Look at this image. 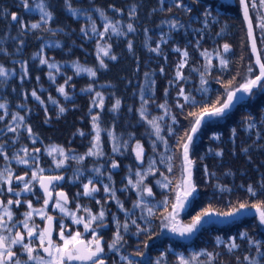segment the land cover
<instances>
[{
    "label": "trees",
    "instance_id": "obj_1",
    "mask_svg": "<svg viewBox=\"0 0 264 264\" xmlns=\"http://www.w3.org/2000/svg\"><path fill=\"white\" fill-rule=\"evenodd\" d=\"M43 2L52 13L46 21L35 7L41 0H28L27 9L24 0H0V66L7 72L0 76V103L5 105L0 108V142L14 141L2 144L3 148L40 147L46 158L52 155L56 162L64 157L59 151L49 154L51 149H63L67 159L56 168L83 179L86 164L88 179L101 192L91 195L92 214L103 209V220L114 218L112 236L119 222L125 242L121 250L134 264H156L158 258L160 264H180L181 256L190 264H250L246 256L264 264V255H260L264 253V228L251 207L248 209L255 214L233 223H212L190 240L170 236L154 240L180 177L181 146L195 118L189 113L211 106L218 98L222 101L228 82L232 81L229 88H237L252 68L238 5L227 0ZM177 3L183 6L177 7ZM206 9L211 12L207 18ZM12 14L18 19L13 20ZM171 21H178L181 27H171ZM33 23L40 26L33 29ZM106 23L116 26L118 32L111 27L105 31ZM129 23L133 31L128 30ZM225 44L229 45L227 52ZM221 58L228 61L226 66L220 64ZM41 59L47 63L41 64ZM77 66L92 69L96 75L77 72ZM61 86L64 93L58 91ZM181 90L184 95H179ZM97 92L103 97L102 106ZM185 96L194 97L195 102L186 101ZM117 100L120 104L114 107ZM61 107L65 109L62 113ZM93 117H97L95 122ZM154 118L159 136L149 123ZM12 132L24 133L17 136ZM202 133L193 150L199 195L184 220L190 221L208 207L219 212L240 203L251 206L264 201V89L256 90L248 102L239 104L224 120L209 124ZM136 142L145 149L142 163L134 158ZM114 146L119 150L113 151ZM89 149L102 155H85ZM113 159L120 162L116 173L109 166ZM138 171L143 175L139 185ZM105 185L114 190V198L111 191H104ZM141 200L144 204L136 207ZM147 207L153 209L151 216ZM132 220L146 230L138 233ZM125 222L127 231L122 227ZM231 238L237 247L229 250ZM249 239L261 242L259 253ZM137 252L144 255L137 256ZM207 253L213 254L211 259ZM194 254L199 255L192 259Z\"/></svg>",
    "mask_w": 264,
    "mask_h": 264
},
{
    "label": "snow or ice",
    "instance_id": "obj_2",
    "mask_svg": "<svg viewBox=\"0 0 264 264\" xmlns=\"http://www.w3.org/2000/svg\"><path fill=\"white\" fill-rule=\"evenodd\" d=\"M240 5L243 9V15L245 21H247L248 24V36L251 38L252 41V51L254 53L257 52L256 49V43H255V37L253 35V24L252 20L249 15V3L248 0H240ZM23 6L27 9L30 7L28 4V0H24ZM177 7L183 6L180 3H177ZM36 8L39 9L41 13V20H49L52 18V13L46 9V5L44 4L43 0H41V3L35 5ZM251 7L253 9L257 8V4L255 0H253V3L251 4ZM259 7L264 8V0H259ZM170 10V9H169ZM134 9L132 13L134 14ZM186 11H191V8H187ZM100 15L107 20V16L103 13V11L100 12ZM211 15V12L208 11L207 9L205 10L204 16L207 18V16ZM12 19L17 20L18 17L15 14H12ZM171 27L177 28L181 27L178 21H171L170 22ZM40 25L39 23H33L31 24V27L33 29L38 28ZM262 32L261 39L264 40V15H260L259 17V23L257 25ZM111 27L112 31L118 32V29L116 26L111 25L106 23L104 25L105 31ZM127 28L129 31H133V25L129 23L127 25ZM83 31V29H82ZM93 32L96 31V29L93 27L92 29ZM102 36L103 33H100ZM129 48L131 49V42H129ZM224 51L227 52L229 50V45L225 44L223 46ZM153 51H158L157 49H152ZM178 50V49H177ZM104 54L108 55L107 49H103ZM204 55H207V53H203ZM184 57L188 56V53L185 51L183 53ZM219 55V53H218ZM111 59H116L115 56H112ZM41 64H46L47 60L46 59H41L40 60ZM101 66H104L103 60L100 61ZM228 63L227 60L221 58L220 59V64L222 66H226ZM255 63L259 66V73L255 75L254 77L249 76L247 77L243 83L239 85V87L235 89L229 88V85H231L232 81H229L228 84L225 86L227 91H226V96L225 98L221 101L219 98L217 99L216 103L212 104L211 106H205L200 108L198 112H190L189 115L195 117L194 124L190 129V133L186 134V142L183 143V160H184V171L186 172V175L182 178L180 184L177 186V189H175V203L171 205L172 211L164 218V223L163 227L165 228H170V231L173 233H178L180 236H185L186 234H192L195 231H198L200 227H202L205 223H208L212 220L213 217H223V218H233L241 214L242 210L248 209L249 207L255 209V213L258 216L259 222L264 225V201L258 202L256 204H252L249 206L246 203H240L238 207H232L228 211H215L211 207H208L201 212L197 213L195 216L191 218V222L188 224H182L177 220V216L179 214L180 210H183L185 208L186 202L188 201V198L192 196V194L195 191V185L192 181V172H191V165L192 161L188 157V151H189V145L190 142L193 139L194 133L197 132L199 129L202 121L206 117H220L226 113V110H230L234 104L239 101L243 100V95H239L238 93H243L247 94L249 96L254 94V89L260 88L264 89V62H261V59L259 55H257ZM49 67H52V65H49ZM179 67H183V64H181ZM79 71H88L90 75L95 76L96 73L92 69H81L79 66H77V72ZM250 73L252 72V68L249 67L248 70ZM0 76H7V72L5 69L0 66ZM177 76H180L179 70L177 71ZM204 74H201V84L204 85L206 84V81L203 79ZM70 79V78H69ZM67 83V81H65ZM91 86H89V89ZM203 91H206V88L201 89ZM59 92L64 93L65 89L63 86L59 87L58 89ZM33 96H36L35 91L32 93ZM66 95V94H65ZM179 95H184L183 90L179 93ZM96 97L99 98L100 101V106L103 104V97L101 93L97 92ZM185 100H193L195 102V98L191 96H185ZM120 104V101H116V105L114 107H118ZM160 107H165V105H160ZM0 108H5V105L3 103H0ZM59 111L62 113L65 111L63 107L59 109ZM17 116L13 115L12 119L17 120ZM2 119V117H0ZM20 120H23V117H19ZM173 119H175L173 117ZM251 118L249 117V120ZM97 120V117H93V121L95 122ZM150 124L155 128L156 134L159 136L160 133V127L156 123V119L154 118L153 120L149 121ZM94 127L97 128V141L99 139L98 135V125L94 123ZM248 127L251 128L253 127L252 123L248 124ZM10 131H15L16 129L10 128ZM235 131V130H233ZM28 132L31 133V128H28ZM94 148H98V144L93 145ZM3 146L0 145V150H2ZM137 148L140 149L141 146L139 143L137 144ZM118 147L114 146L113 151H118ZM22 151L25 152V157L29 156L28 150L27 149H22ZM59 151V154L61 157H64L63 159H60L57 161L56 166L60 167L65 163V160L67 157L65 156L64 150L63 149H58V148H52L51 152H56ZM34 152H39V149H34ZM101 154L100 152H94L92 149H89V152L86 153L85 155H97ZM21 157L19 155L14 156L13 158L17 160L19 164H29V158ZM33 161H35L36 157L32 155L30 157ZM142 158V151L138 150L137 151V159ZM73 159H76V157H73ZM80 160L83 159V157H79ZM170 159V158H169ZM118 165L116 164L115 161H113L112 167L115 168ZM151 165L149 168V171H151ZM171 170V168H169ZM96 171H99L98 169ZM43 169H37L33 170L31 173V179L25 180L24 176H13L12 170L11 169H5L3 171H0V182H6L7 184L11 185L12 180L15 179L17 181H22L23 183V188L20 189V191H31L32 188L30 185H32L33 181H38L40 188L44 190L45 194V199H44V206H47L49 204V200L52 199V192L49 190V186L52 185L53 181H59L64 179L62 176H44L42 174ZM27 175V173L25 174ZM140 179L136 182L137 185L141 183L143 180V175L138 171L136 173ZM129 183H132L130 180ZM92 185V180H89L88 183L83 185V190H84V195L85 196H91L93 193L97 192L98 189L95 186L90 187ZM164 187H168V184H164ZM9 192H14L15 190L12 187L8 188ZM20 191L15 192L17 196L20 195ZM104 191L105 192H112L113 193V198H114V190L110 189L108 185L104 186ZM147 191L148 195H152V191L150 188L145 189ZM248 191L252 193L253 195L255 194L254 189L249 186ZM56 200L54 207L58 208L62 213H66L67 215L72 217L73 223L75 224H83L84 230L88 231L89 229L92 230V239L86 240L83 238V234L77 230L75 232H70L69 234L65 235V225L63 223L60 224V231H59V238L62 241V243H57L52 239V226L51 222L53 221V217L51 215H45L42 210H35L33 211L37 212L38 215H41L45 220H47L49 223L46 227L40 229L38 225H36L34 222L31 224L29 221L31 220L32 217V211L24 213V220L23 221H18L17 223L23 224V228L26 230V233H22L20 231H16L15 233L12 232V229L16 226L15 223L9 225L8 221L12 220L13 213L11 210L7 207V205H12V204H20V200L17 199L15 201L9 199L7 201V205H5L2 201H0V207L4 208L3 214H0V230H6L8 235L3 234L2 231H0V264H21L20 259L17 258V253L13 250V245H20L21 251L27 253V260L23 262V264H28V261H34L35 264H72V262L79 261V262H91V264H105V261L100 258V254L104 252V248L101 245V238L97 235L95 228H93V222H97L96 227H100L103 224V218L105 216V212L103 209L98 214H91L90 210L85 209L86 212L89 213L87 219L84 217H78L76 216L75 213L68 211L66 204H67V195L66 193L60 191L55 193ZM99 203V201H97ZM27 204L29 208H32L31 201H27ZM144 204V201L141 200L138 203H136V207H140L141 205ZM79 208L80 206L77 205ZM122 207V205H121ZM146 211L148 212L149 216L152 215L153 209L152 207H147ZM5 216L7 217V220H5ZM207 218V219H205ZM223 222V221H222ZM131 223L133 225H136V221L132 220ZM125 231L128 229V223L125 222L122 226ZM137 227V232L139 233L140 231H145L146 229H141L139 225H136ZM120 228L121 225L117 221V232L114 234V238L112 242L109 244V249H115L117 248V245L121 243L123 240V236L120 234ZM25 235L28 237V242H25ZM242 237L246 236V233H241L240 234ZM220 238L218 237L217 240ZM34 240H38L39 244L38 246L34 247ZM250 244H255L257 247V251L259 253V249L261 246L260 241H256L253 239H249ZM40 248L43 250V252L46 254L40 255L36 253V248ZM237 247L235 244V238H231L230 243H229V250L232 248ZM118 250V249H117ZM36 253V254H34ZM137 256H143V252H137L135 253ZM164 253H161V257H163ZM196 255L199 254H194L192 259H195ZM260 255H264V253H260ZM207 256L209 259L212 258L213 254L212 253H207ZM122 259L127 261V264H134V261L129 259L127 256H122ZM245 260H249L250 264H259L258 260L256 259H250L249 257H245ZM156 264H160V258L157 259ZM180 264H190L189 260L184 259L183 256L180 257Z\"/></svg>",
    "mask_w": 264,
    "mask_h": 264
},
{
    "label": "flooded vegetation",
    "instance_id": "obj_3",
    "mask_svg": "<svg viewBox=\"0 0 264 264\" xmlns=\"http://www.w3.org/2000/svg\"><path fill=\"white\" fill-rule=\"evenodd\" d=\"M257 4V8L253 9L250 5V12L258 13V16L262 15V9L259 7V4ZM24 132H12L13 135H22ZM14 141L10 142L8 140H1L0 145L2 144H10L12 145ZM17 143H20L21 141L17 140L15 141ZM22 149H27L29 156L25 157L22 156L24 151ZM34 149H39V152H34ZM19 155L21 157L29 158V164H19L16 159L13 157ZM34 155L36 157L35 161H33L30 157ZM45 152L40 147L36 146H10L9 148H2L0 150V171H3L5 169H11L13 176H24L25 180L31 179V173L33 170L37 169H43L42 174L44 176H62L64 179L59 181H53L52 185L49 186V190L52 192V199L49 200V204L47 206H44V199L45 194L44 190L40 188V185L38 181H33L32 185L30 187L32 188L31 191H20V189L23 188L22 181H17L15 179L12 180L11 185L7 184L6 182H0V201H2L5 205H7V201L9 199L15 201L17 199L20 200V204H12L7 205V207L11 210L13 213V217L11 221H8V224L11 225L13 223L16 224V226L12 229V232L15 233L16 231H20L22 233H26V230L23 228V224L17 223L18 221L24 220V213L32 211V217L29 223L31 224L34 222L36 225L39 226L40 229L46 227L48 225V221L45 220L41 215H38L37 212L33 211L35 210H42L45 215H51L54 219L51 222L52 226V239L56 241L57 243H62V241L59 238V231H60V224L63 223L65 227V235L69 234L70 232H75L79 230L83 234V238L86 240L92 239V230L89 229L88 231L84 230L83 224H75L73 223L72 217L67 215L66 213H62L58 208L54 207L56 196V192H64L67 195V204L66 207L68 211L73 212L78 217H84L87 219L89 213L85 211V209L90 210L91 214L94 209V204L92 203L91 196H85L83 185L88 183L90 179H88V176H90L89 171H87V165L84 164L83 171L85 173L84 179L83 176L77 175L74 176L70 171L68 170H60L56 168V161L53 158L52 155L49 156V158H46ZM113 161L116 162L118 165L117 167L113 168L112 164ZM110 170H112L114 173L118 172V169L120 167V162L118 160H111L110 164ZM27 173V175H25ZM73 178H75L73 180ZM95 186L98 191L97 194H101L100 189L97 184L92 182V185L90 187ZM12 187L15 191L9 192L8 188ZM20 191V195L17 196L15 192ZM27 201H31L32 208L30 209ZM77 205L80 207L78 208ZM99 206L98 204L96 205ZM4 208L0 207V214H3ZM5 220H7V217L5 216ZM114 223V218L112 220L106 219L103 220V224L100 227H96V224L93 222V228H95L97 235L101 238V245L104 248V252L100 254V258H102L105 261V264H115V263H124L125 261L122 259V256H125V254L122 252L121 247L123 244H125L124 240L121 241L120 244L117 245V248L115 249H109V244L112 242L114 236L110 235L109 232L112 228V225ZM3 232V234L8 235L6 230H0ZM25 242H28V237L25 235ZM127 242V241H126ZM39 241L34 240V247L38 246ZM13 250L17 253V258L20 259L21 264H23L24 261L27 260V253L21 251L20 245H13ZM118 249V250H117ZM36 253L40 255L46 256V254L43 252L42 249L36 248ZM34 253V254H36ZM112 254H115L112 257ZM111 257V258H110ZM116 257L117 261L114 262V258ZM28 264H35L34 261H28ZM72 264H91V262H79L75 261L72 262Z\"/></svg>",
    "mask_w": 264,
    "mask_h": 264
},
{
    "label": "rangeland",
    "instance_id": "obj_4",
    "mask_svg": "<svg viewBox=\"0 0 264 264\" xmlns=\"http://www.w3.org/2000/svg\"><path fill=\"white\" fill-rule=\"evenodd\" d=\"M227 1H230V2H232V3H235V4H237L238 5V9H239V12L241 13V17H242V20H243V23H244V19H243V15H242V12H241V5H240V2H239V0H227ZM249 1V3H250V5L253 3V0H248ZM255 2L256 3H258L259 4V0H255ZM249 5V6H250ZM262 9V15H264V8H261ZM252 13V12H251ZM259 17L260 16H258V13H252V20H253V23L255 24V33L257 34V43L259 44V46H260V51H261V55H262V57H263V61H264V40H262L261 39V36H262V32H261V29L257 26L258 25V23H259ZM244 33H245V38L247 39V45H248V34H247V29H246V25H245V23H244ZM248 48H249V52H250V55H251V51H250V45H248ZM251 57H252V62H251V66H252V72L250 73L248 70H247V72H246V74H245V78H244V80L247 78V77H249V76H252V77H254L255 75H257L258 73H259V71H258V68H257V66H255L254 65V58H253V55H251ZM244 80H243V82H244ZM243 82H241V83H243ZM239 87V86H238ZM258 90H260V88L258 89ZM256 92V91H255ZM254 92V93H255ZM254 95V94H253ZM253 95H251L250 97H249V100H250V98L253 96ZM225 96H226V94L224 95V97H223V99L225 98ZM249 100H244L242 103H245V102H248ZM228 115L229 114H227V115H224V116H220V117H206L203 121H202V123H201V125H200V127H199V129H198V131H197V135L195 136V138L190 142V145H189V151H188V157H189V159L192 161V163H193V166H194V169H193V171H191L192 172V181H193V183H194V185H195V189H196V192H195V194H193L192 196H190L189 198H188V201L186 202V205H185V208L183 209V210H180L179 211V214H178V216H177V220L180 222V223H182V224H188V223H190L191 222V219H190V221H185L184 220V216L189 212V209L191 208V206H192V204L196 201V198L198 197V195H199V188L196 186V183H195V180H196V169H197V166H196V160H195V158H194V156H193V150H194V148H195V144L197 143V141L200 139V137H201V135L203 134L202 132L204 131V129L205 128H207V126L209 125V124H213V123H218L219 121H222V120H224L225 118H227L228 117ZM194 120H195V118L193 119V121L191 122L192 124H191V126H190V128H189V130H188V132L187 133H190V129H191V127L193 126V124H194ZM184 142H186V138H185V140H184ZM183 142V143H184ZM139 143V145L141 146V148L140 149H138L137 148V144ZM183 143H182V146H181V150H180V156H181V159H180V163H181V167H182V169H181V172H180V177H179V180L177 181V183L175 184V186H174V190L175 189H177V186L180 184V182H181V180H182V178L186 175V172L184 171V160H183ZM138 150H140V151H142V158L141 159H137V151ZM133 153H134V158H136V161H137V163H142L143 162V160H144V158H143V156H144V153H145V149H144V147L142 146V143H140V142H136V143H134V145H133ZM145 189H147V188H145ZM144 189V190H145ZM173 190V191H174ZM198 190V191H197ZM172 203L169 205V206H167V208L166 209H164L163 211V214H162V216L160 217V220H159V222H161V227H160V229H159V232H158V235L155 237V239L154 240H158V239H161V238H164V237H172V238H175V239H182V241H187V240H190L191 238H193V237H195L197 234H199L200 232H201V230L205 227V226H209V225H211L212 223H214V224H228V223H233V221H236V220H241V218L243 219L244 218V216H251L250 214H244L241 218H239V219H234L232 222H227V223H221V220L218 218V217H213L212 218V220L210 221V222H208V223H205L202 227H200L199 228V230L198 231H195L194 233H192V234H186L185 236H180L178 233H173V232H171L170 231V228H165V227H163V223L165 222L164 221V218L172 211V209H171V205L173 204V203H175V191L173 192V198H172ZM253 209V208H252ZM254 213V212H253ZM255 214V213H254ZM253 215V214H252ZM205 219H207V218H205ZM261 224V223H260ZM262 225V224H261ZM263 226V228H264V225H262ZM188 238V239H187Z\"/></svg>",
    "mask_w": 264,
    "mask_h": 264
},
{
    "label": "water",
    "instance_id": "obj_5",
    "mask_svg": "<svg viewBox=\"0 0 264 264\" xmlns=\"http://www.w3.org/2000/svg\"><path fill=\"white\" fill-rule=\"evenodd\" d=\"M239 2H240V0H239ZM241 12H242V15H243V9H242V7H241ZM249 15H250V18H251V20H252V15H251V12H250V8H249ZM243 19H244V15H243ZM244 23H245V25H246V29H247V34H248V24H247V21H245V19H244ZM252 24H253V35H254V37H255V43H256V49H257V52L256 53H254L253 51H252V41H251V38L248 36V45H250V51H251V55H253V58H254V65L255 66H257V68H258V71H259V66L255 63V61H256V58H257V55H259V57H260V59H261V62H263V58H262V55H261V53H260V48H259V44H257V37H256V33H255V27H254V23H253V21H252ZM259 88H256V89H254L253 91L255 92L256 90H258ZM239 95H243V100H239V101H237L235 104H234V106L230 109V110H226V113L224 114V115H227V114H229V113H231V112H233L234 111V109L235 108H237L238 106H239V104H241L244 100H249V95H247V94H243V93H238V96ZM224 115H222V116H224ZM198 131V130H197ZM197 133V132H196ZM196 133H194V134H192L193 135V139L195 138V136L197 135ZM192 139V140H193ZM193 169H194V166H193V163H192V165H191V171H193ZM198 191V190H197ZM195 192H196V189H195V191H194V193L193 194H195ZM192 194V195H193ZM244 214H250V215H252L253 214V211H251V210H249V209H245V210H242V212H241V214H239L238 216H236V217H233V218H223V217H218L220 220H221V223H227V222H232L234 219H239V218H241ZM223 221V222H222ZM188 239V238H187Z\"/></svg>",
    "mask_w": 264,
    "mask_h": 264
}]
</instances>
